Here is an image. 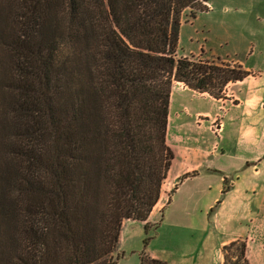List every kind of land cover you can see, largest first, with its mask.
<instances>
[{
  "label": "trees",
  "instance_id": "1",
  "mask_svg": "<svg viewBox=\"0 0 264 264\" xmlns=\"http://www.w3.org/2000/svg\"><path fill=\"white\" fill-rule=\"evenodd\" d=\"M209 3L0 0V264H117L124 222L150 228L173 87L220 99L250 75L176 57L184 17ZM222 252L250 264L242 240Z\"/></svg>",
  "mask_w": 264,
  "mask_h": 264
},
{
  "label": "crops",
  "instance_id": "2",
  "mask_svg": "<svg viewBox=\"0 0 264 264\" xmlns=\"http://www.w3.org/2000/svg\"><path fill=\"white\" fill-rule=\"evenodd\" d=\"M231 64L243 66L250 75L229 83L225 98L198 93L182 83L173 87L167 140L174 159L166 180L174 190L162 212L156 210L161 196L148 219L150 224L170 226L173 240L186 233L210 241L219 232V248L210 250L214 264H224L222 248L237 240L239 236L232 232L237 233L235 230L248 222L250 207L254 205L258 211L264 208V70L239 60ZM215 120L222 123L218 133L212 127ZM227 186L230 190L223 198ZM220 200L217 213L211 217V210ZM239 214L248 218L219 226V218ZM252 223L256 232L244 236L250 241L247 256L250 264H264V217L260 212ZM150 256L161 259L156 252ZM182 262L199 264V260L189 258Z\"/></svg>",
  "mask_w": 264,
  "mask_h": 264
},
{
  "label": "rangeland",
  "instance_id": "3",
  "mask_svg": "<svg viewBox=\"0 0 264 264\" xmlns=\"http://www.w3.org/2000/svg\"><path fill=\"white\" fill-rule=\"evenodd\" d=\"M209 4V9L199 12L196 18L184 17L176 57L187 58L195 63L209 61L213 64L231 66H238V64L232 65L231 63L233 60H239L248 62L258 70H264V0H210ZM215 56L224 59H218ZM7 61L8 56L0 50V78H4ZM225 91L228 94L226 86L221 92L224 98ZM0 106H2L1 99ZM213 131H215L214 128ZM173 190L171 182L166 180L163 185L162 200L156 210L160 209L162 212V206L169 203ZM217 208L215 207L214 212L210 213L211 217L215 212L217 213L215 210ZM262 209L258 211L257 207L252 205L248 213V222L241 224L240 229L235 230L237 233L232 232L233 236H239L237 240L246 243L247 250L250 241L244 236L247 233L256 232L253 228V217L259 212L264 217V208ZM245 215H233L229 218L223 215L224 217L219 218L222 219L219 226L220 224L222 227L231 225L241 217L248 218ZM155 224L151 223L147 231H145L144 224L138 221L131 220L126 228L123 227L117 246V254L120 256L117 264H140V256L144 251L148 255L156 252L161 256L160 260L166 263V259H170L173 264H185L182 261L189 258V260H199V264H214L212 262L213 252L211 253L210 250L213 248L218 250V238L221 235L219 232L216 236L218 240L212 238L207 241L205 236L191 237V234L186 233L183 237L180 236L181 239L173 240L170 226L166 224L161 227L159 224L155 229ZM146 239H149V243L145 247ZM253 247L256 248L255 245ZM191 253L195 255L190 256Z\"/></svg>",
  "mask_w": 264,
  "mask_h": 264
},
{
  "label": "built area",
  "instance_id": "4",
  "mask_svg": "<svg viewBox=\"0 0 264 264\" xmlns=\"http://www.w3.org/2000/svg\"><path fill=\"white\" fill-rule=\"evenodd\" d=\"M213 124H214L213 128L216 133L222 130V123L219 120H215Z\"/></svg>",
  "mask_w": 264,
  "mask_h": 264
},
{
  "label": "bare ground",
  "instance_id": "5",
  "mask_svg": "<svg viewBox=\"0 0 264 264\" xmlns=\"http://www.w3.org/2000/svg\"><path fill=\"white\" fill-rule=\"evenodd\" d=\"M169 132V131H168Z\"/></svg>",
  "mask_w": 264,
  "mask_h": 264
}]
</instances>
